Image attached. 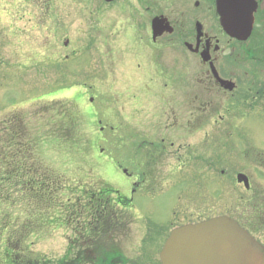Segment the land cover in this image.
Segmentation results:
<instances>
[{
  "label": "rangeland",
  "instance_id": "obj_1",
  "mask_svg": "<svg viewBox=\"0 0 264 264\" xmlns=\"http://www.w3.org/2000/svg\"><path fill=\"white\" fill-rule=\"evenodd\" d=\"M84 1L0 0V225L24 235L0 238V264L11 245L18 264H160L174 227L219 215L264 244V203L236 179L264 187V116L189 130L186 56ZM90 189L109 193L86 231Z\"/></svg>",
  "mask_w": 264,
  "mask_h": 264
},
{
  "label": "flooded vegetation",
  "instance_id": "obj_2",
  "mask_svg": "<svg viewBox=\"0 0 264 264\" xmlns=\"http://www.w3.org/2000/svg\"><path fill=\"white\" fill-rule=\"evenodd\" d=\"M84 3L91 8V22L126 20L137 41L144 43L148 38L159 51L186 56L187 69L178 72L180 84L176 83L189 104V130H200L213 115L223 120L221 111L231 116L255 111L264 116V0H251L248 12L252 25L243 39L224 30L217 0H85ZM183 73H187V80ZM248 179L250 187L246 189L252 192L255 201L261 199L264 203V187L252 186L249 176ZM106 259L114 264L111 258Z\"/></svg>",
  "mask_w": 264,
  "mask_h": 264
},
{
  "label": "water",
  "instance_id": "obj_3",
  "mask_svg": "<svg viewBox=\"0 0 264 264\" xmlns=\"http://www.w3.org/2000/svg\"><path fill=\"white\" fill-rule=\"evenodd\" d=\"M251 0H217L221 25L233 37L246 38L252 25ZM238 181L249 186L248 178ZM161 264H264V246L229 216H217L174 228L160 251Z\"/></svg>",
  "mask_w": 264,
  "mask_h": 264
},
{
  "label": "trees",
  "instance_id": "obj_4",
  "mask_svg": "<svg viewBox=\"0 0 264 264\" xmlns=\"http://www.w3.org/2000/svg\"><path fill=\"white\" fill-rule=\"evenodd\" d=\"M61 127L63 128V125ZM65 127H67V124H65ZM7 155L8 156L5 159L6 161L8 160V157L10 159V157H12V155H15V154L11 151V153L9 152V153H7ZM2 177H4V176H2ZM2 177L0 178V181L2 180ZM99 191H100V189L99 190L98 189H90V191L88 192V196H87L88 200H87V202H88V207H89V209H88L89 213L86 214V216L88 217L89 221L87 219V222L85 224L86 226L84 227L86 231H89L91 229V227H92L91 224H95V221L97 219L96 212L99 211L97 205L102 203V201H105L106 200V193L107 194L109 193V191L104 190V189H102L100 191L101 193ZM116 192H118V191H116ZM83 194H86V193H83ZM101 207L103 208V206H101ZM102 208H100V209H102ZM74 217L75 218L76 217L79 218L80 216L76 213L74 215ZM0 226H1V228H0V238H3L4 240L5 239H11V238H13L15 240H20L21 238H24V235L22 236L21 234H17L13 230H9L8 227L3 225L2 223H1ZM4 231H6L8 233V235H4ZM28 231L29 230L27 229V233H28ZM19 233H21V232H19ZM87 245H89V242L87 243ZM5 248H7V250H6V253H4V254H6L7 257H8V262H6V263L7 264H18L21 256H20V254H17L16 251H14L15 250V246L11 245V246H8V247H5Z\"/></svg>",
  "mask_w": 264,
  "mask_h": 264
}]
</instances>
